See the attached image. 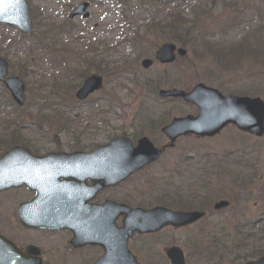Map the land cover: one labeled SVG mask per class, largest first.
I'll return each mask as SVG.
<instances>
[{"label":"rangeland","instance_id":"obj_1","mask_svg":"<svg viewBox=\"0 0 264 264\" xmlns=\"http://www.w3.org/2000/svg\"><path fill=\"white\" fill-rule=\"evenodd\" d=\"M26 2L33 26L31 35L0 26V58L8 62L9 74L20 77L26 87L25 106L14 112L0 85V121L9 122L7 128H0V147L17 129L11 142L37 152L64 151L75 144L82 150H92L120 137L135 144L142 136L161 148L167 144L160 133L163 125L172 118L196 114L192 106L180 100L158 98V90L170 89L169 83L173 82L187 87H176L179 89L202 83L224 95L247 93L264 101V0H190L180 4H154L148 0ZM82 3L90 4V17L67 20L68 13ZM176 13L182 19L180 25L220 46L218 49L240 43L243 53L256 55L226 52L230 60L213 58L206 49L188 44L180 31L174 33L168 20ZM249 36L256 39L251 41ZM178 37L185 46L171 41ZM168 42L186 50L185 58L177 57L169 66L154 61L149 69H142L141 61L153 59L159 46ZM32 45L40 50L31 54L28 48ZM70 51L101 55L100 72L79 65ZM60 57L68 63L60 65ZM77 71H84L85 78L101 75L104 82L102 90L82 104L74 98L84 79L77 77ZM76 105L85 108H74ZM150 115H154V125L145 121ZM251 172L248 189L238 188L241 176H251ZM239 193L246 217L255 215L260 207L264 210V203L258 202L264 193V135L254 138L228 127L213 139H178L149 170L113 188L110 197L125 200L132 207L168 204L172 208L183 201L198 204L207 194L211 201L205 205L209 207L208 215L202 222L187 229L168 228L156 235L134 237L129 248L141 264H168L163 252L170 246L183 250L189 257L187 264H205L198 255L209 251L206 242L214 236L216 241L226 242L221 258L231 253L225 259L228 262L221 259L220 264H241V256L246 258L250 250L242 245L247 234H253L248 242L261 245L260 254L264 255V223L252 228L251 223L240 221L241 210L233 203ZM24 196L13 194L14 204L10 194L0 195V217L9 215L11 209L15 213L17 201ZM221 199L232 200V206L211 214L212 204ZM256 203L259 207L253 209ZM52 239L64 244L66 237L57 234ZM96 256V251H84L77 262L89 264ZM71 261L76 264L75 259Z\"/></svg>","mask_w":264,"mask_h":264},{"label":"water","instance_id":"obj_2","mask_svg":"<svg viewBox=\"0 0 264 264\" xmlns=\"http://www.w3.org/2000/svg\"><path fill=\"white\" fill-rule=\"evenodd\" d=\"M149 1L171 3L185 0ZM87 7L88 4L75 7L68 15V19L72 20L78 16L87 19L89 17L86 12ZM0 24L16 28L22 34H31L32 24L26 1L0 0ZM176 55L184 57L186 51L166 43L155 52L154 59L161 65H167L174 62ZM151 65L152 60L149 59L141 62L143 69H148ZM0 83L6 88L13 102L22 107L25 102L24 83L18 77L8 76L7 62L2 58H0ZM101 88L102 78L92 75L83 81L75 98L83 101ZM158 95L161 98H180L185 103L195 105L199 111L196 117L174 119L169 126L162 129L170 141V146H173L178 137L190 134L197 137H212L229 124L255 137H261L264 133V102L259 98L223 97L217 90L203 84H197L189 92L176 89L161 90ZM93 153L94 156L88 159V174L95 179L105 180V184L102 185L105 187L118 185L135 171L156 161L159 156V151L146 138L140 139L135 147L126 138L113 139L108 145L99 147ZM19 154L28 153L22 148L14 147L0 159V191L22 184L30 185L29 173H24L22 169L10 170L14 160L21 162L18 159L13 160ZM99 189L101 188L95 187V191ZM64 190L68 189L60 188L55 199L38 206L35 204L30 211H43L45 216L43 228L70 230L73 234L70 241L72 247L97 245L102 248L103 255L92 264H140L127 246L134 233L145 235L157 233L166 227H189L205 215L202 212H175L162 207L151 210L131 209L113 202L90 208L80 204L74 189L69 190L72 194H66ZM228 205V202L220 201L214 205V209H223ZM27 208L28 206L18 208L19 221L25 227H27ZM120 216L123 219L121 227L118 228L115 221ZM164 254L170 264H185L183 251L176 246L169 247ZM0 264H40V262L26 260L13 244L0 237ZM247 264H264V257Z\"/></svg>","mask_w":264,"mask_h":264},{"label":"flooded vegetation","instance_id":"obj_3","mask_svg":"<svg viewBox=\"0 0 264 264\" xmlns=\"http://www.w3.org/2000/svg\"><path fill=\"white\" fill-rule=\"evenodd\" d=\"M75 107H81V106L76 105L74 106V108ZM81 108H85V107H81ZM193 108L196 110L195 107ZM153 116L150 115V117H146L145 121L146 122L148 121V124L151 123V125H154L155 122L152 121H155L154 120L155 118ZM173 119L174 118H172V120ZM171 121L169 123H171ZM169 123L163 125L162 128L168 125ZM227 127H231V126L229 125ZM161 129H160V133L163 136V138L166 140V138L161 132ZM142 137H146V136H142ZM213 138L216 137H212L210 139ZM167 144H165L161 148L155 146L159 150L162 149L160 153V158L163 155L164 151L168 150V148L166 147ZM77 145L78 144H75L74 146H71L70 148L64 151H61L60 149H56L55 151H50V152H37L34 151L32 148L29 149L26 148L29 150L30 153L19 154L18 156H22L21 157L22 162L12 163V165L18 167L21 166L27 167L26 169H28V171L35 172L36 177L34 178V181L35 183H38L40 185L41 187L40 193H38L37 191H32L26 187H20V188H12L6 191H2L0 192V195L10 194V198H11L10 200L12 201V203L15 204V198H12L11 196L13 194L16 195V193H24L25 196L22 198V200L17 201L16 209L21 204H29L33 202L37 197H39L41 202L43 200L49 199V197L56 195L58 188L68 189V190H64L66 194H70L71 192L69 190L74 189L77 199L82 206H101L111 201L121 204H127V201L125 200L123 201L112 200V198L110 197V192L113 188L102 186V184L104 183L103 180L95 179L89 176L88 174L89 169H86L88 168L89 163L86 161V159H89L94 156V154H92V151L94 149L90 150L86 148L82 150ZM3 155L4 153H1L0 158ZM72 157H79L78 158L79 162L72 163L69 160ZM160 158L155 163L148 165L141 171H138L136 174L143 172L145 170H149L153 165H155L160 160ZM252 178L253 175L248 176L247 181L250 183L252 181ZM249 183L241 184L240 186H238V188L245 187L248 189ZM46 184H49L51 187L44 191L43 186ZM57 185H63V186L57 187ZM96 186L101 189L95 191ZM73 195L75 196V194ZM246 196L249 195L246 194ZM241 197L242 196L239 193V196H237L235 200L233 199V203L236 202L237 204L236 208L238 210H241V212L238 213V215L240 216V221L242 222L244 220V222L258 223V224L264 223V210L261 211V207L258 209V212L255 215L252 214L251 216H247V217L245 216L243 210L246 208L244 207V205L239 203ZM229 201H230V205L228 207H225L224 209H220L217 212L213 211V213L211 214L214 213L217 214L221 211L230 208V206H232V200ZM258 202L264 203V193L261 196L259 195ZM2 203L3 201L0 200V206L2 205ZM209 203L206 202L205 204L209 206ZM214 203L211 206L212 209ZM257 204L258 203H256V205L254 204L253 209H255L256 206L259 207ZM144 209H148V208H144ZM206 215H208L207 212ZM118 222L120 224L121 218L117 220V224ZM0 223L4 226V229L3 226L0 227V235L9 242L13 243L27 258L39 261L40 264H72L71 260L74 259L76 260V264H78L77 262L79 259L78 256H80V254L83 253L84 251H89V250L96 251L97 254H99V256L94 257L90 261V263L96 261V259H98L102 255V250L98 246L87 245L77 249L70 247L69 241L72 237V234L67 230L50 231V230L31 229V228L23 227L17 220L16 210L15 213H12V209H11L9 215L0 217ZM57 234L65 235L66 239L65 242H63L64 244H62V242L60 244L59 243L56 244L55 241L52 239ZM29 248H31L32 251L35 252V254L29 253L27 251L29 250Z\"/></svg>","mask_w":264,"mask_h":264},{"label":"trees","instance_id":"obj_4","mask_svg":"<svg viewBox=\"0 0 264 264\" xmlns=\"http://www.w3.org/2000/svg\"><path fill=\"white\" fill-rule=\"evenodd\" d=\"M181 20L182 19L179 16L178 13H176L175 15L170 17V19L168 20L169 25H172V27H173L174 33H177L178 31H180L181 33H183L185 35L186 42L188 44H191V45L193 44L194 46L197 45L199 50H200V48L203 51H204V49H206L207 53L209 55H211L213 58H216L218 60H230V59L227 58L228 56H225L226 52H228L229 54L236 55V56L246 55L247 51H245L243 53V48L241 50V45L242 44H240V43L231 44V45L225 46V49H221V50L218 49L220 46H217L216 44H212V43L206 42L205 40H203L202 38L197 36V34L196 35L192 34L190 32L189 28H186L185 25H183V24L180 25L182 23ZM191 24L192 25L195 24V19L191 21ZM56 29L60 30V28H56ZM66 29H68V27H66ZM249 39H251V41H253L256 38L253 37V36H249ZM171 41H175L180 46H185V43L183 42V40H180L179 37L176 38V39L171 38ZM244 41L246 42V40H244ZM256 43L258 44L257 40H256ZM28 49H29V52L31 54L34 51H36V50H40V48L34 47L33 45L30 46ZM218 50H219V52H218ZM89 52H92V51H89ZM89 52H88V54L87 53L86 54H83V53L76 54V52L74 54L72 51H70V53H72V55H75L73 60H75L76 62L80 61L79 65H82V63H83V64H85L83 66H85V68L87 67L86 69H88V70L93 69L95 73H98V72H100V67L102 65L101 61H103V59L100 57V59L98 60V57L101 56V55L96 57V56L91 55ZM196 54H197V51H196ZM76 55H79V57L76 56ZM88 55H91V56L88 57ZM255 55L256 54L254 53V55H246V56L253 57ZM60 58H61V60H57V62L60 65L68 63V62H66V60H63L62 57H60ZM78 58H80V60H77ZM232 60H233V58H232ZM84 73H85L84 71L83 72L77 71L76 75L79 78H85V76H87V74L85 75ZM169 86H170V88H175V87L187 88L186 86L178 85V82L169 83ZM1 90L3 91L5 99L10 103L11 106H13V103L11 102L9 96L6 95L7 93L5 92V90L2 89V88H1ZM185 90H188V89H185ZM231 94L238 95V96H247L248 95L247 93H231ZM18 111H19L18 109L14 108V112H18ZM8 123H9L8 121H0V128H4V129L7 128L6 125H8ZM15 132H17V129H15L14 132H12V134L10 136V139L7 141V143L2 144L3 146L0 147L1 152L6 150L8 147L10 148L13 145H15L14 143L11 142V138H13V135H14ZM208 201H210L209 200V196L207 194H205L202 198H200L198 200V204H195V202L192 201V200L191 201H183L181 203H175L174 204L175 206H172V208L180 209V210H205V205H206L205 203L208 202ZM164 206L170 207V205H168V204L164 205ZM239 237L241 238L240 235H239ZM209 238L214 239L212 241L206 242V245H208V247H209V251L206 252V253H203L201 255H198V258L200 260H202L205 264H220L221 259L226 261V262H228L225 259H227L228 256L231 255V253H226L227 255L224 257V259L221 258L223 255H225L223 250H225L224 245L226 244V242L225 241H216L215 239H217V238L214 237V236L213 237L211 236ZM252 238H253V234L252 233L251 234H247L246 237H245V242L242 243V245L244 247H246V250H248L247 248H250V250H249L250 252L249 251L246 252V253H249L248 256H246V258H244L245 256H241V259L243 260L241 262V264H244L247 260L254 259V258H257V257L261 256V254H260L261 250H262L261 245L254 246V244L252 242H248V240H251ZM219 248H223V249H219ZM186 259L189 260V257H186Z\"/></svg>","mask_w":264,"mask_h":264}]
</instances>
